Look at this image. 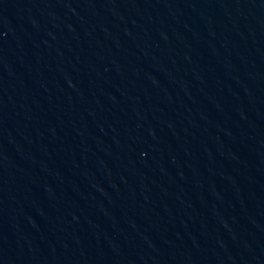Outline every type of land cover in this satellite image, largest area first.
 I'll list each match as a JSON object with an SVG mask.
<instances>
[{
  "label": "water",
  "instance_id": "95a60500",
  "mask_svg": "<svg viewBox=\"0 0 264 264\" xmlns=\"http://www.w3.org/2000/svg\"><path fill=\"white\" fill-rule=\"evenodd\" d=\"M0 264H264V0H0Z\"/></svg>",
  "mask_w": 264,
  "mask_h": 264
}]
</instances>
